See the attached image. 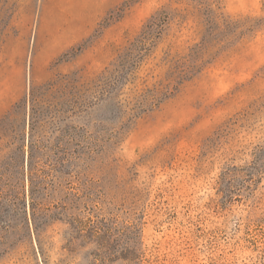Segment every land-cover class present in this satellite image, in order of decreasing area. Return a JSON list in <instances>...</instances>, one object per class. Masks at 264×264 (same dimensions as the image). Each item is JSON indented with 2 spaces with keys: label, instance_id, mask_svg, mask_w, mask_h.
Segmentation results:
<instances>
[{
  "label": "rangeland",
  "instance_id": "obj_1",
  "mask_svg": "<svg viewBox=\"0 0 264 264\" xmlns=\"http://www.w3.org/2000/svg\"><path fill=\"white\" fill-rule=\"evenodd\" d=\"M163 8L170 23L137 74L164 79L161 59L177 55L192 68L176 89L133 118L109 79L70 113L72 85L100 76ZM32 115L50 143L74 126L87 148L79 197L54 191L57 219L39 213L38 231ZM6 166L0 264H264V0H0V174ZM76 214L98 244L77 240L66 221Z\"/></svg>",
  "mask_w": 264,
  "mask_h": 264
},
{
  "label": "trees",
  "instance_id": "obj_2",
  "mask_svg": "<svg viewBox=\"0 0 264 264\" xmlns=\"http://www.w3.org/2000/svg\"><path fill=\"white\" fill-rule=\"evenodd\" d=\"M187 1L189 2V0ZM169 23L170 18L165 8H163L151 16L142 28L140 34L124 46L123 50L118 53L114 61L100 76L92 82L79 80L73 84L69 91L70 113H73V110L77 109L83 110L81 106L85 105L86 107L90 95L96 93L99 87H106L109 79H112V84L117 89L119 105L121 108L127 107L131 117H140L159 108L163 100L168 97L170 89H176V85L181 83L183 76H186L192 68V65H181L180 60L176 59L177 55L172 56L168 52L161 59L163 65L169 67L168 74L164 79L162 78L150 85L148 80H142L138 77L137 73L141 65L154 52L152 50L154 42L163 33ZM128 86H132L128 93L129 95L127 98L122 99L121 95ZM38 127H42L41 122L37 126L35 116L32 115L29 133L28 178L30 183L31 209L37 231L40 228L37 221V215L39 213H45L48 219H57L56 215H53L51 211V204L55 203L56 200L54 191L61 189L64 192V203L69 198L79 197L78 191H74L79 187H75L74 183L79 182L81 179L82 172L80 168L86 160L83 156L85 149H87L82 144L79 133L75 130L74 126H70V131L67 137L62 140V143L60 139H57L55 143L53 141L50 143L46 140L43 130L41 131V135L39 134L37 131ZM3 136L6 138V147L17 146L20 149V136H17L18 139L15 136L13 137L12 133H4ZM50 146L57 148V150L61 151V154L58 153L59 151L54 155L50 154L47 151ZM7 174L6 166V169L0 174V179L2 180L4 176L7 179ZM0 196L6 198L1 193V189ZM57 205L55 203L54 207L57 208ZM72 206L77 211L79 210L76 205L72 204ZM67 209V205H65L64 211H67ZM66 221L72 226L75 234H77L75 236L77 240H81L83 245L91 246L98 244L100 239L99 229H97V226L93 224L90 218L84 220L83 217L76 214L67 217ZM39 234L38 232V239L41 243ZM94 257L96 256L94 255Z\"/></svg>",
  "mask_w": 264,
  "mask_h": 264
},
{
  "label": "water",
  "instance_id": "obj_3",
  "mask_svg": "<svg viewBox=\"0 0 264 264\" xmlns=\"http://www.w3.org/2000/svg\"><path fill=\"white\" fill-rule=\"evenodd\" d=\"M28 156V155H27ZM26 160H28V157H27V159ZM28 162V161H27Z\"/></svg>",
  "mask_w": 264,
  "mask_h": 264
}]
</instances>
